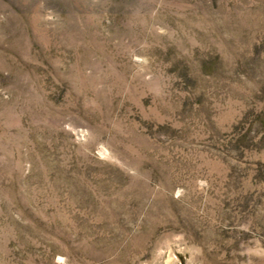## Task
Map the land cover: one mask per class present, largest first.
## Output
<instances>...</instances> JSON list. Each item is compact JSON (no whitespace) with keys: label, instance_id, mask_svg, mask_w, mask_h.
Wrapping results in <instances>:
<instances>
[{"label":"rangeland","instance_id":"1","mask_svg":"<svg viewBox=\"0 0 264 264\" xmlns=\"http://www.w3.org/2000/svg\"><path fill=\"white\" fill-rule=\"evenodd\" d=\"M0 264H264V0H0Z\"/></svg>","mask_w":264,"mask_h":264}]
</instances>
